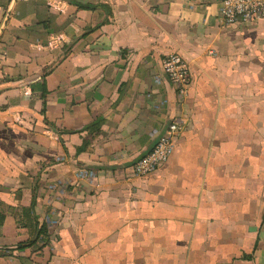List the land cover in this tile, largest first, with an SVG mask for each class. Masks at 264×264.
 I'll use <instances>...</instances> for the list:
<instances>
[{"label":"crops","instance_id":"0c3cea01","mask_svg":"<svg viewBox=\"0 0 264 264\" xmlns=\"http://www.w3.org/2000/svg\"><path fill=\"white\" fill-rule=\"evenodd\" d=\"M220 2H13L0 31V264H264V19L225 24ZM171 52L189 64L181 99ZM175 119L166 162L136 176ZM29 207L48 227L41 249L21 225Z\"/></svg>","mask_w":264,"mask_h":264},{"label":"built area","instance_id":"2783aa9c","mask_svg":"<svg viewBox=\"0 0 264 264\" xmlns=\"http://www.w3.org/2000/svg\"><path fill=\"white\" fill-rule=\"evenodd\" d=\"M220 16L225 24H247L257 19H264V0H221ZM163 68L175 87L179 99L187 93L189 64L178 53L166 54L162 60ZM183 126L179 119L172 120L163 130L153 148L141 156L133 165L136 176L147 175L166 162L173 150L174 138L181 132ZM81 177L92 176L91 172L81 170Z\"/></svg>","mask_w":264,"mask_h":264},{"label":"trees","instance_id":"16d2710c","mask_svg":"<svg viewBox=\"0 0 264 264\" xmlns=\"http://www.w3.org/2000/svg\"><path fill=\"white\" fill-rule=\"evenodd\" d=\"M21 225H31L34 229L35 234L31 239H29V242L34 244L36 249H41L50 242L48 227L45 223L38 222L37 216L33 214L31 207L23 210Z\"/></svg>","mask_w":264,"mask_h":264},{"label":"water","instance_id":"95a60500","mask_svg":"<svg viewBox=\"0 0 264 264\" xmlns=\"http://www.w3.org/2000/svg\"><path fill=\"white\" fill-rule=\"evenodd\" d=\"M14 1H15V0H12L11 3H10V5H9V8H8V10H7L6 14H5V17H4V19H3V22H2V24H1L0 31H1L2 27L4 26V24L6 23L7 17H8V15H9V12H10V10H11V7H12Z\"/></svg>","mask_w":264,"mask_h":264}]
</instances>
